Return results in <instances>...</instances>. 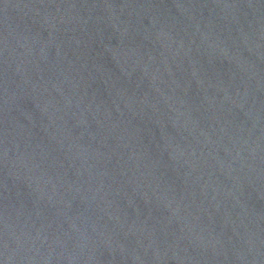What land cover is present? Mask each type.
<instances>
[{"label": "water", "instance_id": "obj_1", "mask_svg": "<svg viewBox=\"0 0 264 264\" xmlns=\"http://www.w3.org/2000/svg\"><path fill=\"white\" fill-rule=\"evenodd\" d=\"M0 264H264V0H0Z\"/></svg>", "mask_w": 264, "mask_h": 264}]
</instances>
